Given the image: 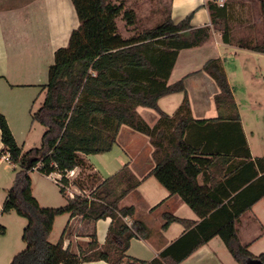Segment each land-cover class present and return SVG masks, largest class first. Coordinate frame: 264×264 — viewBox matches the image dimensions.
<instances>
[{"label": "trees", "instance_id": "obj_1", "mask_svg": "<svg viewBox=\"0 0 264 264\" xmlns=\"http://www.w3.org/2000/svg\"><path fill=\"white\" fill-rule=\"evenodd\" d=\"M80 25L70 35L67 46L55 51L48 82L42 85L45 98L32 113L33 120L45 127L39 146L27 150L18 144L6 116L0 111L3 147L15 166L14 184L4 201L3 211H15L27 220L23 230L25 248L10 264H81L104 259L110 264H179L215 236H220L240 264L264 263V253L255 255L241 242L238 222L241 216L264 198V156L253 157L242 127L241 116L220 58L205 62L203 70L217 83L214 100L220 109L216 118L196 119L184 79L169 84V77L180 50L202 45L211 27H194L192 13L175 22L170 16L137 36L124 37L117 19L135 22L132 9L111 0H72ZM214 28L230 41L228 8L209 1ZM264 17V0H260ZM240 46L264 53V39H240ZM183 92L184 98L174 115L159 106L161 97ZM138 105L154 108L160 118L149 125L136 111ZM122 125L147 135L153 146L155 176L171 195L178 194L198 215L199 221L164 213L166 228L180 222L185 232L152 260L126 254L132 238L148 239L150 229L142 220L128 225L133 206H120L122 199L141 183L126 164L87 195L80 174L90 168L89 154L110 151L117 143ZM80 167L72 182L66 174ZM62 174L65 185L81 191L67 196L60 207H44L32 193L31 172ZM202 177V183L199 177ZM62 193L65 189L60 187ZM69 213L96 222L111 218L106 244L100 247L91 234L86 250L79 253L64 247L68 225L57 243L50 241L55 219ZM6 227L0 224V235Z\"/></svg>", "mask_w": 264, "mask_h": 264}, {"label": "crops", "instance_id": "obj_2", "mask_svg": "<svg viewBox=\"0 0 264 264\" xmlns=\"http://www.w3.org/2000/svg\"><path fill=\"white\" fill-rule=\"evenodd\" d=\"M209 1L211 0H171L169 16L175 22L192 13V25L210 26L211 33L202 45L180 50L168 83L184 79L194 118H216L220 114V109L215 103L214 96L219 92V87L202 68L209 59L220 58L234 90L251 154L254 158L264 156V53L242 47L237 43L245 36L255 41L264 39V17L260 9V0H255L258 12L251 17L248 16L247 0H212L220 6L229 4V42L223 40L222 32L212 24ZM117 24L119 28L118 21ZM79 25L80 20L72 0H0V111L6 116L22 148L25 146L23 137L27 132L28 120L35 111L29 106L34 101L33 92L48 82L49 67L54 62L55 51L68 45L72 31ZM39 91L44 93L45 98V90L41 88ZM183 98V92L168 94L160 98L159 106L163 111L174 115ZM136 111L151 126L160 118L158 111L148 106L138 105ZM2 147L0 130V150ZM152 152L153 146L147 135L122 125L117 135V143L110 151L86 155L90 168L85 169L82 174H80L82 168L78 167L79 178L85 186L82 191L87 195L96 184L88 180L89 173H95L96 182L100 183L128 164L132 173L142 180L134 191L122 199L120 206H133L135 209L133 216L125 218L128 225L138 219L145 222L150 229L148 239L132 238L126 251L129 256L147 261L155 258L185 232V226L180 222H172L163 228L164 213L200 220L178 194L171 195L155 176H148L155 166ZM5 162L10 163L0 155V223L7 226L4 225L6 233L0 235V260L10 264L18 251L25 247L23 244H26L21 236L20 240L16 241L8 235L10 224L9 217L6 216L18 214L15 211H3L4 201L15 180V176L5 169ZM43 175L53 180L49 175ZM199 180L202 183L201 176ZM53 182L60 190V186L54 180ZM75 189L81 191L73 185V190ZM32 193L42 206L62 204L57 195L35 194L33 185ZM63 194L68 195L67 192ZM63 201L67 203L66 195ZM66 214L68 229L64 236L65 248L75 253L86 250L93 232L96 233L99 246H105L111 224L110 217L91 222L82 215L71 217L69 213ZM16 220L21 229L27 223V220L26 222L22 219ZM237 226L241 242L248 245L255 255L261 254L254 250V246L264 237V198L241 216ZM226 250L228 248L221 237L215 236L179 264H227L230 255ZM228 252L231 254L229 250ZM81 264L110 262L96 259Z\"/></svg>", "mask_w": 264, "mask_h": 264}, {"label": "rangeland", "instance_id": "obj_3", "mask_svg": "<svg viewBox=\"0 0 264 264\" xmlns=\"http://www.w3.org/2000/svg\"><path fill=\"white\" fill-rule=\"evenodd\" d=\"M116 1L114 3H122L124 5L125 10L126 9H132L135 13V22L131 25L127 24V20H125L122 16L118 17L117 21L119 23V31L124 37H130V36H137L140 33H142L144 30L150 29L152 27H155L156 25L163 22L166 18L169 16V9H170V3L171 0H111ZM246 1V0H245ZM246 4L248 5V16H255L258 12L257 2L255 0H247ZM237 36V35H235ZM244 40H249L251 38H246V36L243 38ZM255 40V39H253ZM263 39H259L257 41H261ZM67 46V45H65ZM42 86L40 88H36L34 93V101L29 104L30 108L32 110H37L40 106V103L44 101V93L39 91L41 90ZM29 118V117H28ZM45 130V127L40 124L37 121H33L32 117L30 120H28L27 123V132L24 134L23 140L25 143V146L23 147L24 150H27L34 146H39L41 143V138L43 131ZM21 136V135H20ZM5 162L4 167L11 173L13 176L16 175V169L15 166ZM32 182L35 194H52L53 196L57 195V197L61 200L60 205L57 206H44V207H60L64 206L66 203H63L65 199V195L63 194L61 190H59V187L53 182V180H50L46 176H44L41 172L37 170H33L31 172ZM12 184V183H11ZM13 186V185H12ZM73 189V185L71 186ZM77 191H79L77 189ZM64 198V199H63ZM56 204V203H54ZM12 216H6L9 217V238L12 240H20V236L22 238L24 227L21 229V225L16 219H22V221L26 222V219L24 217L19 218V215L12 213ZM67 223V214H60L56 217V222L53 231L50 234V241L53 243H57L62 235L63 230L66 227ZM2 225H5L3 223H0ZM6 226V225H5ZM7 227V226H6ZM260 229V226H258ZM23 243V242H22ZM23 246H25L23 244ZM25 247H22L21 250H23ZM254 250H256L258 253H264V237L260 239L254 246ZM18 251V252H20ZM228 255H230V260L227 262V264H237L233 256L229 254L228 250H226ZM0 264H8L6 261L3 262L0 260ZM254 264V262H253Z\"/></svg>", "mask_w": 264, "mask_h": 264}, {"label": "built area", "instance_id": "obj_4", "mask_svg": "<svg viewBox=\"0 0 264 264\" xmlns=\"http://www.w3.org/2000/svg\"><path fill=\"white\" fill-rule=\"evenodd\" d=\"M221 5H223V3H220ZM2 158L9 161V154H3ZM80 169L78 167H75L71 170H69L66 174L67 178H69V180L72 182L73 180H75L78 175H79ZM49 176L62 188L65 189V191L68 193L69 196H74L76 193H80L79 191H77V189L73 190L71 188L72 183L69 185H65L62 182V174L58 171H53L49 174Z\"/></svg>", "mask_w": 264, "mask_h": 264}, {"label": "water", "instance_id": "obj_5", "mask_svg": "<svg viewBox=\"0 0 264 264\" xmlns=\"http://www.w3.org/2000/svg\"><path fill=\"white\" fill-rule=\"evenodd\" d=\"M254 264H264V263L257 261V262H254Z\"/></svg>", "mask_w": 264, "mask_h": 264}]
</instances>
